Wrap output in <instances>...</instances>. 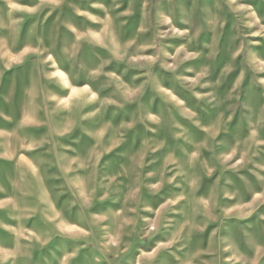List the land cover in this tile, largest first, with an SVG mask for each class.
Instances as JSON below:
<instances>
[{"label": "rangeland", "instance_id": "374dc122", "mask_svg": "<svg viewBox=\"0 0 264 264\" xmlns=\"http://www.w3.org/2000/svg\"><path fill=\"white\" fill-rule=\"evenodd\" d=\"M0 264H264V0H0Z\"/></svg>", "mask_w": 264, "mask_h": 264}]
</instances>
